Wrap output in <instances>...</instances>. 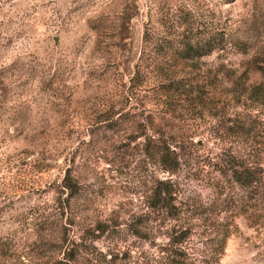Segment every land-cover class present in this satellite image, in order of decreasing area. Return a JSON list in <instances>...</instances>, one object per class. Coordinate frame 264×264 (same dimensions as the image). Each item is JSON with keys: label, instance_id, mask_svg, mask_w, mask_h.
<instances>
[{"label": "rangeland", "instance_id": "rangeland-1", "mask_svg": "<svg viewBox=\"0 0 264 264\" xmlns=\"http://www.w3.org/2000/svg\"><path fill=\"white\" fill-rule=\"evenodd\" d=\"M181 26L234 43L183 60ZM262 67L264 0H0V264H264V187L221 173Z\"/></svg>", "mask_w": 264, "mask_h": 264}, {"label": "trees", "instance_id": "trees-1", "mask_svg": "<svg viewBox=\"0 0 264 264\" xmlns=\"http://www.w3.org/2000/svg\"><path fill=\"white\" fill-rule=\"evenodd\" d=\"M178 33V45L175 50L177 57H181L183 60H195L199 59L205 55L212 54L217 51L226 49L230 44H233V37L230 29H220L217 26H212L204 33L202 36L200 30L196 29L198 32L194 33V28L192 27H180ZM155 42H159L162 38L160 32L154 33ZM148 31L144 32L145 41H149ZM262 80L259 83L252 84L248 91V99L250 102L257 106L264 108V67L261 68ZM230 123L227 125V133L233 134L240 138H244L247 142L251 141L249 151L247 152V157L243 160L235 161V156H232V164L230 169L222 170V176L229 177V182L235 183L240 188L253 193V198L258 196V189L264 187V167L261 161H259V152L264 150V130L261 128V123L259 119L256 118H233L229 119ZM161 141V140H160ZM254 143H256L254 145ZM257 143L261 144L259 147ZM161 150H163V163L165 164V169L173 173V169L176 165L171 164L169 161V155L171 154V147L165 143L164 146L161 145ZM174 153V152H173ZM253 158V159H252ZM174 182L171 179L160 181V186L157 188L156 196L159 198L160 202L168 208L171 206L170 197L172 194V187ZM67 188L72 189L74 185L72 183H65ZM227 190L228 185H221ZM252 196V195H251ZM173 206V205H172ZM219 234L215 236L218 237ZM231 233L229 231H224L220 238V248L218 249L217 255H222L225 250L227 240ZM6 242L0 241V252L6 251ZM181 264H185L181 262Z\"/></svg>", "mask_w": 264, "mask_h": 264}]
</instances>
